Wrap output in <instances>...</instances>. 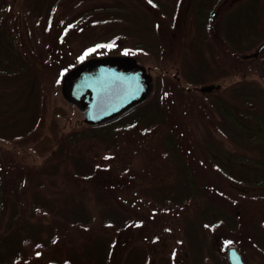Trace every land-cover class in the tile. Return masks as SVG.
<instances>
[{
  "label": "trees",
  "instance_id": "obj_1",
  "mask_svg": "<svg viewBox=\"0 0 264 264\" xmlns=\"http://www.w3.org/2000/svg\"><path fill=\"white\" fill-rule=\"evenodd\" d=\"M30 1L29 4L33 0ZM72 1L35 0L39 16L46 10L48 31L50 24L59 23L54 27L59 33L40 50L32 44L28 46L29 53L12 29L0 26V140H28L41 158L39 163H26L19 154L0 150V264H17L27 259L29 247L51 250L60 243L63 256H54L53 264H151L143 242L132 243L133 232L143 226L142 220L121 201V184L113 177L108 159L117 147V132L121 129L142 125L146 130L161 125L168 148L180 160L163 98V93L170 94L172 87L180 97V81L176 79L169 90L162 91L158 76L153 93L143 103L108 122L82 123L67 131L57 119L66 116L67 110L54 100L58 92L62 93L63 75L91 56L113 54L120 49L125 54L141 50L160 59L165 53L160 21L165 19L166 31L175 30L179 0L171 7L157 1L155 5L161 11L156 14L135 0L103 1L81 11L63 8ZM241 1L198 0L193 5L188 19L192 18L195 26L184 28L182 51L183 57L191 52L194 60L191 64L184 59L178 70L196 86L199 98L211 101L218 114L213 115L217 118L214 126L227 136L235 150L232 152L220 143L214 149L207 146V152L214 155V164L240 184L242 194L260 200L264 199V84L255 75L264 79V50L258 56L250 54L264 41V36L242 45L231 41L228 62L218 50L222 42L216 29L217 19ZM82 22L102 26V35L81 52L77 62L69 64L67 33ZM99 47L106 50L88 55L86 50L91 52ZM230 76L238 79L210 92L200 90L203 85L220 84ZM50 108L48 132L40 134ZM221 153L227 155L234 172L217 157ZM184 174L187 182L182 185L162 183L140 192L141 197L147 196L162 208L199 199L201 204L184 216L182 225L192 264H206L209 260L225 264L207 234L208 228L218 229L221 224L230 233L227 245L236 246L241 253L245 252L244 246L260 242V238L264 244L256 227L257 214L251 209L256 205L243 204L234 213H227L209 199L187 169ZM97 216L102 229L91 239L76 241L75 231L92 227ZM154 264H174V260L159 257Z\"/></svg>",
  "mask_w": 264,
  "mask_h": 264
},
{
  "label": "rangeland",
  "instance_id": "obj_2",
  "mask_svg": "<svg viewBox=\"0 0 264 264\" xmlns=\"http://www.w3.org/2000/svg\"><path fill=\"white\" fill-rule=\"evenodd\" d=\"M108 0H73V3L64 5L63 8H74V11L99 6L100 3ZM139 5L144 6L153 14L161 11V7L156 6L158 1L161 6L171 7L175 0H135ZM196 0H179L178 11L179 18L175 30L167 29V23L161 19L162 41L165 44V53L158 59L153 54L144 51L125 54L117 52L111 55H133L137 62L143 65L147 72L151 73L154 79L160 77L161 90L167 91L168 87L178 79L183 87V94L178 97L177 90L172 87L171 93H163L164 103L168 112V121L174 140L178 145L181 154L180 160H176L172 151L166 144V134L161 125L143 130L142 125L132 128L121 129L117 132V147L111 153L108 159L111 173L121 184L119 187V196L121 201L129 208L136 218L142 220L143 226L133 232V244L136 241L143 242V247L150 254L151 264H154L158 258L174 260V264H192L189 256L188 245L184 240L182 225L184 216L194 212L195 208L201 204L199 199L191 200L185 205L168 206L162 208L157 206L147 196L141 197L142 188H150L162 183H178L182 185L187 182L185 170L187 169L197 183L203 187V192H207L209 199L214 200L215 204L221 206L227 213H234L240 205H256L251 209L257 214V226L260 237L264 238V199L254 200L251 194L244 195L238 187L240 184L232 178L223 169L215 165V158L207 152V146L222 145L226 149L235 152L232 143L214 124V113L217 111L211 101L198 97L196 86L188 82L178 68L184 59L193 63L194 58L191 52L183 57L182 43L184 28L188 26L192 29L195 25L192 18L188 19V14L194 11ZM0 0V26H7L12 29L14 34L27 47L36 45L38 50L49 44V39L59 33L57 27L59 23L50 24L48 31L45 21L46 10L38 15L35 0ZM44 9V8H43ZM64 9H60L64 10ZM222 13V12H221ZM158 17V16H157ZM214 22V19H213ZM2 24V25H1ZM102 26H88L81 23L67 33L68 37V63L77 62L81 52L88 48L95 39L102 35ZM210 30L213 28L211 23ZM216 29L221 38L222 45L218 46L221 58L228 62V50L233 43L242 45L246 41H254L259 36H264V0H242L234 10L220 14ZM58 32V33H57ZM231 41L233 43H231ZM27 48L31 53L30 48ZM105 47L95 48L88 55L97 51H105ZM109 55V54H108ZM32 57L31 54H29ZM207 56H209L207 54ZM93 57V56H91ZM33 58V57H32ZM90 58V57H89ZM191 63V64H192ZM79 63H76V66ZM228 65V64H227ZM73 66V67H74ZM72 67V68H73ZM70 70V69H69ZM263 84L264 79L255 75ZM236 76H230L220 81L221 86H227L236 81ZM52 100V99H51ZM49 103L53 106V100ZM54 102L67 110L66 116H58L57 119L64 129L70 130L73 127L82 125L84 116L80 108L71 105L58 92ZM218 117V114L216 113ZM51 119V108L47 110L46 117L40 128V134L48 132V123ZM37 136H34L36 138ZM214 138V139H213ZM32 142L25 140L19 142H7L0 140V150L17 153L26 163H39L41 158L32 147ZM220 143V144H219ZM225 165L232 170L235 167L228 162L226 154L217 156ZM215 163V164H214ZM186 165V166H185ZM185 168V169H184ZM232 170V171H233ZM234 172V171H233ZM210 188V189H208ZM259 189V188H258ZM100 217H96V223L87 229L76 230V241L91 239L94 234L102 229ZM226 225L221 224L219 228L207 229V234L211 241L213 239L214 249L225 264H229L227 250L231 245H227L230 239V233L226 232ZM132 233V231H131ZM262 244H261V243ZM256 244H249L245 252L241 253L246 264L264 263L263 239ZM70 244V241H68ZM245 244V243H244ZM260 245V246H259ZM27 259L17 264H53L52 258H62V243L51 250L28 248ZM206 264H215L209 260Z\"/></svg>",
  "mask_w": 264,
  "mask_h": 264
},
{
  "label": "water",
  "instance_id": "obj_3",
  "mask_svg": "<svg viewBox=\"0 0 264 264\" xmlns=\"http://www.w3.org/2000/svg\"><path fill=\"white\" fill-rule=\"evenodd\" d=\"M264 50V41L251 56ZM62 94L83 113L84 122L98 125L113 120L147 100L154 90V79L133 55H101L87 58L62 77ZM206 84L202 92L220 88ZM229 264H246L238 248L227 250Z\"/></svg>",
  "mask_w": 264,
  "mask_h": 264
},
{
  "label": "flooded vegetation",
  "instance_id": "obj_4",
  "mask_svg": "<svg viewBox=\"0 0 264 264\" xmlns=\"http://www.w3.org/2000/svg\"><path fill=\"white\" fill-rule=\"evenodd\" d=\"M198 0L195 1V3L197 2Z\"/></svg>",
  "mask_w": 264,
  "mask_h": 264
}]
</instances>
